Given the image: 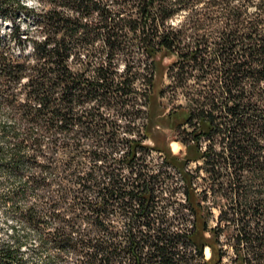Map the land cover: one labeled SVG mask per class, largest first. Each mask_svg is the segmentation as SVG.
<instances>
[{
	"label": "trees",
	"instance_id": "trees-1",
	"mask_svg": "<svg viewBox=\"0 0 264 264\" xmlns=\"http://www.w3.org/2000/svg\"><path fill=\"white\" fill-rule=\"evenodd\" d=\"M31 1L0 0V264H264V0ZM165 94L181 161L152 134ZM138 149L179 174L188 226Z\"/></svg>",
	"mask_w": 264,
	"mask_h": 264
},
{
	"label": "rangeland",
	"instance_id": "rangeland-1",
	"mask_svg": "<svg viewBox=\"0 0 264 264\" xmlns=\"http://www.w3.org/2000/svg\"><path fill=\"white\" fill-rule=\"evenodd\" d=\"M26 4H32L31 0H23ZM6 29L5 26H2L0 23V30ZM157 63L154 65V73H153V87L154 89H159L165 87L167 84H169V79L166 76L165 73V67L170 63L174 57L171 55H163V56H157ZM119 70L122 69L123 65H116ZM132 72L135 71L137 75V80L133 83V87L135 89L142 90L145 86L143 85L144 80V74L145 69L144 65H128ZM146 66V65H145ZM174 82L176 81L173 79ZM193 79L189 78L186 80L187 83L192 82ZM147 89V87L145 88ZM140 101L142 99L140 98ZM177 104H184L182 99L178 100H172L169 98L168 94H165L163 97H159L157 99V106L155 109L154 116L152 118L154 126H153V132L152 134L159 138L160 140H163L165 147L168 149L171 155L176 156L178 161H181L183 159L185 148L184 146L179 143L178 141H175L179 135L177 133L173 132L171 129L165 127L163 124H160V122H164V117L167 112L170 111V108L174 107ZM141 109H143L142 106H139ZM135 114L131 116V118H134L133 126V135L138 137L136 135V132L138 130L139 124L143 121V118H139L138 115L135 118ZM188 129V128H186ZM131 135V136H133ZM140 135V133H139ZM143 143L146 144H152L150 139H144ZM138 160L136 163L138 165H141L144 167V169L148 170L153 175H156L157 183L162 187L163 193L161 196L163 197L160 199L159 206H165L168 204V207H172L171 209H177V216L182 218V222L185 223L186 226H188L189 221L191 217L189 216L188 212L180 207L178 203L185 204L183 201V186L182 182L180 180L179 174L176 172V170L170 166H167L162 163V156L156 152L150 151V150H142L138 149L137 153ZM195 163H187L185 165V168L189 171H192L195 168ZM204 176L202 171H199L197 173V177L193 180L194 185L197 187V189H200L205 185V182L202 180V177ZM173 213V212H172ZM170 213V214H172ZM214 215L216 214V211H213ZM209 224H213V220L209 221ZM0 227H6V224L2 222V215L0 212ZM207 233H205V237H207ZM206 248L209 249L208 246H204L202 256L203 259H208L210 256V250L209 255L207 256L205 253ZM227 256L224 257L220 264H232L229 257H231L230 250L227 251Z\"/></svg>",
	"mask_w": 264,
	"mask_h": 264
},
{
	"label": "bare ground",
	"instance_id": "bare-ground-1",
	"mask_svg": "<svg viewBox=\"0 0 264 264\" xmlns=\"http://www.w3.org/2000/svg\"><path fill=\"white\" fill-rule=\"evenodd\" d=\"M205 253L207 256L209 255V249L208 248H206Z\"/></svg>",
	"mask_w": 264,
	"mask_h": 264
},
{
	"label": "water",
	"instance_id": "water-1",
	"mask_svg": "<svg viewBox=\"0 0 264 264\" xmlns=\"http://www.w3.org/2000/svg\"><path fill=\"white\" fill-rule=\"evenodd\" d=\"M204 249V248H203Z\"/></svg>",
	"mask_w": 264,
	"mask_h": 264
}]
</instances>
